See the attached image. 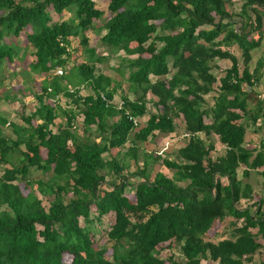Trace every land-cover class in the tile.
<instances>
[{"label": "trees", "instance_id": "1", "mask_svg": "<svg viewBox=\"0 0 264 264\" xmlns=\"http://www.w3.org/2000/svg\"><path fill=\"white\" fill-rule=\"evenodd\" d=\"M108 2L112 17L105 22L107 33L101 38L108 55L99 57L87 36L104 16L95 0H0V61L13 58L5 40L31 29L27 39L37 58L32 71L65 67L68 41L74 37L89 60L103 61L120 52L137 54L138 58L124 62L131 72V89L143 92L138 95L135 90L134 101L125 97L121 110L109 107L100 94L113 98L108 93L112 80L96 76L88 63L76 65L74 76L57 77L52 83L53 95L64 92L71 100L70 110L62 111L66 121L57 133L50 127L59 114L46 104L45 86L39 109L23 120L24 127L11 125L15 140L0 134L1 164L11 166L0 177V264H67V257L70 264H176L174 256L171 260L158 256L162 247L170 250L176 243L183 264H201L202 259L253 264L264 248V200L244 209L237 204L256 197L247 180L250 170L264 166V151L255 155L245 148L243 123L247 113L243 86L252 85L249 63L251 52L259 46L249 37L264 25V0ZM233 5H241L237 14L229 9ZM52 11L57 15L73 12L74 19L55 23ZM237 51L242 53L243 67ZM221 62H229L230 68L217 78ZM151 75L164 79L153 83ZM63 79L73 87L90 86L95 96L82 98L78 91L71 95ZM148 93L157 99V113L137 129L133 118L147 114ZM79 117L84 122L73 131L71 124ZM180 118L188 137L176 161L162 159L157 152L141 155L142 144L160 135L171 139ZM33 120L39 124L35 126ZM5 124L0 115V132ZM83 127L90 133L86 138L77 133ZM202 133L216 135L226 147L224 155L212 159L214 145L207 146ZM126 145L127 156L142 166L135 177L143 181L131 190L133 197L126 195L128 164L106 159L111 150ZM21 146L26 150L17 167L13 156ZM41 148L47 150L46 159ZM161 159L175 170L174 177L158 173L149 181L151 164ZM242 166L247 170L240 180ZM33 169L52 173L49 181H37L44 200L51 197L48 208L36 194L24 195L16 184L27 180ZM107 177H113L112 182ZM123 211H138L141 217L133 223ZM104 217L115 220L105 232L106 243L93 236ZM231 218L237 225L243 222L235 240L206 241L215 222Z\"/></svg>", "mask_w": 264, "mask_h": 264}, {"label": "crops", "instance_id": "2", "mask_svg": "<svg viewBox=\"0 0 264 264\" xmlns=\"http://www.w3.org/2000/svg\"><path fill=\"white\" fill-rule=\"evenodd\" d=\"M238 11H240V8H238ZM65 14H70V13L64 12L61 15L55 14L57 15V17L52 15L53 21L55 23H59L69 20L64 16ZM238 21L240 22V20ZM239 27H241V24H239L237 28ZM31 33L32 30L27 29L23 34L27 36ZM87 36H88V32H87ZM249 40H252L254 42H259V46L251 52L252 60L249 63V70L252 75L251 77L252 85L249 86L245 84L243 86V91L245 93L246 111H247L243 123L245 124L247 131L245 138V148H247L250 151H254L256 155V153L260 151H264V25L263 27H261L260 30L254 31L252 35L249 37ZM76 42L80 46L79 50L76 49V45H75ZM6 43L10 45L11 48L13 49V51L11 52V56H13V58L10 61L9 58L7 57L2 63H0V88H1L0 115L6 120V124L1 126L0 134H10L8 136H11L12 134L13 135L12 139L15 140V135L13 134L12 129H9L8 127H10L12 124H17L19 126L24 127V122L22 121L21 123V120L16 119L15 112L13 111V108L15 110L18 109V107H16L15 105L19 106L20 102H14V104H12L13 102L11 99L7 100V97L9 96V94H11L10 89H12V91L14 90V87L15 89L16 88L18 89V91H13L15 95L26 94L28 96V98H26L27 101H25L27 106L35 105V103H37L39 106V99H40L39 97L42 96V87L47 86V89L49 87H53L52 83L55 77L52 73V70L49 72L32 71L31 67L33 64L37 62V58L35 55L36 50H34L29 43L28 46L24 43H21L20 45L19 44L20 42L14 40L6 41ZM15 48H18V50H15ZM130 48L134 49L135 47H130ZM68 49L70 54L69 61L74 60V58L77 60V57H79V61L77 60L78 61L77 65L88 63L91 67L95 69L96 76L105 75L106 77H109L112 80V84L108 88V93L113 94V98L111 99L113 103H119L121 101H124L123 99L125 97L129 98L131 101H134L136 97V94H134L135 90L138 92V95L143 94L141 88L131 89L133 85L129 82V77L131 72L126 67V63L124 62L125 59L133 60L138 58L137 54H127L126 52H120L117 55H114L111 58H107L106 60L103 61L97 62L96 60H89L88 56L84 53V50L80 45V40L74 37L69 38ZM96 53L99 57H103V56L107 57L108 55L107 51L106 52L104 51L103 53H99V51H96ZM241 54H242L241 52L237 51V56L241 61L240 65H242L243 67L244 60L242 59ZM113 57H117V60H114ZM110 62L112 63V65H109ZM7 63H9L10 65L9 68L11 67V69H9L6 72L5 66ZM17 63L21 65V67L16 66L15 64ZM228 68H230L229 65L226 67V69ZM11 77H12V81L11 83L8 84L7 81L10 80ZM149 78L153 83H155L157 80L164 79V77H156L153 75H151ZM62 84L66 87V85L70 83L68 80L63 79ZM5 86L7 87L5 88ZM33 87H35V89H37L36 91H39V93L34 92ZM75 88H77L79 96H81L82 98L95 96L94 91L88 85L84 84ZM43 96H44V100L51 99L53 97L57 98V106L55 107V109L57 110L59 117L55 120L54 125L50 127V129L54 133H57L58 129L65 124L64 122L66 121V119L63 117L62 111L68 112L70 110V106L68 104L70 98L64 92H59L53 97H51L46 93ZM148 100L149 103L147 104V114L144 116L135 117V119L138 121V125H139L138 128L140 129L147 125V122L149 121L150 118V114L157 113L156 108L154 107V103L157 102L156 97L153 96L151 93H148ZM150 105H152V107H150ZM116 109L118 110V108ZM34 111L36 112L35 109ZM12 119L14 123H12ZM119 119L120 116L114 118V121H118ZM254 119H256V121H254ZM8 123H11V125L8 126ZM43 149L46 150L45 148H41V154L43 153L42 152ZM23 151L25 152V150ZM46 154H47V150H46ZM245 170H247L246 166H242L241 169L239 170L240 180L243 178V173ZM250 172H251L249 177L250 180L248 179L249 182L247 180V183H249L253 187L254 192L259 190L264 191V166L250 170ZM255 176L256 179L253 180V177ZM257 256L264 257V248H262L259 251ZM257 256H255V258ZM261 263H264V261H260L259 259L258 264Z\"/></svg>", "mask_w": 264, "mask_h": 264}, {"label": "rangeland", "instance_id": "3", "mask_svg": "<svg viewBox=\"0 0 264 264\" xmlns=\"http://www.w3.org/2000/svg\"><path fill=\"white\" fill-rule=\"evenodd\" d=\"M95 1H96L97 8L100 9L102 12H104V16L102 17L101 20L95 21L94 29H92L91 31L88 32V37L90 39V44L94 48H96V51H99V53H103L104 51L106 52V50L103 48V45L101 43V37H103L106 33V30L104 27L105 22L108 21L112 17V15L108 11V5H109L108 0H95ZM237 1H239V0H234V3L235 2L238 3ZM238 8H240L239 5L238 6L233 5V6H230L229 9L236 14L239 12ZM52 14H53V16L57 17V15H55V13H53V11H52ZM64 16L68 19H71V18L74 19V13L73 12L70 14H65ZM9 40L18 41V42H20L19 43L20 45H21V43H24L27 46L29 45L27 37L24 34H21V37H19V38L14 37V38L6 39L5 41H9ZM75 45H76V49L79 50L80 46L78 45L77 42ZM161 45H162L161 43H158L159 47ZM15 50H18V48H15ZM75 52H76V50H75ZM113 58H114V60H117V57H113ZM77 60L79 61V57H77ZM77 60L75 58H74V60H70V64L77 65L78 64ZM15 65L21 67V65H19L18 63ZM109 65H112V63L110 62ZM218 65H219L218 66L219 68L217 70V78H221V77H223L224 71H226L225 69L229 65V62H227V63L221 62ZM9 66H10L9 63H7L5 66L6 72L9 69H11V67L9 68ZM75 74H76V72L73 69L71 72L68 73V75L67 74L66 75L69 78V77L74 76ZM11 81H12V77L10 80L7 81V83L9 84V83H11ZM125 85H127V84H125ZM6 87L7 86H5V88ZM10 90H11L10 91L11 94H9V96L7 97V100L11 99L13 102L12 104H14V102H20L19 106L15 105L16 107H18V109L15 110L13 108V111L15 112L16 119L21 120V123H22V121L25 118H27V117L29 118L32 114H34V112H35L34 109L35 110L39 109V106L37 103H35V105L27 106L25 101H27L26 98H28V96L26 94H22V95L16 94L15 95L13 91H18V89L17 88L15 89V87H14L13 91H12V89H10ZM36 90L37 89H35V87H33V91L36 93H39V91H36ZM19 93H21V92H19ZM207 101L209 102V104L213 105V99L211 97H208ZM68 102H70V101H68ZM68 104H70V103H68ZM150 107H152V105H150ZM11 110H12V107H11ZM206 121L208 122V120H206ZM182 122H183L182 118L176 120V123L178 124L177 131H176L177 133L173 134V137L171 139L170 138L168 139V136L164 137V136L160 135V136H157V138L154 141L148 142L146 144H142L140 146V151L142 152L141 155H143L144 153L145 154L148 153L147 151L154 152V153L157 152L158 155H160V157L162 159H165L167 161H173V162L176 161L177 157H178V151L182 147H184V145L186 144L185 140H187L183 136L184 135V125L182 124ZM12 123H14L13 119H12ZM32 123L34 125L38 124L37 120H33ZM8 128L11 129V126ZM77 133L82 138L83 137L86 138L90 135V133L84 132V127L81 130H79ZM6 135H10V134H6ZM94 136L95 135H93V137ZM9 137H13V135L11 134V136H9ZM200 137L202 139H204L207 146H209L211 144L214 145L215 150L211 153L212 159H216L217 157L224 155V153L226 151V147H224L220 144L218 137L216 135H214L213 133L210 135H206V134L202 133V134H200ZM166 139H168V140H166ZM127 149L128 148L126 145L125 147H122L120 149L111 150L110 153H107V155L106 154L105 155H106L107 160L117 159V160H121L122 163L128 164V168L126 169L124 176L129 179L130 186H128V188L126 190V193H127L126 195L133 197V192H131V190L134 188V186H136L138 183L143 181V178L135 177L137 169L139 167H142V166L134 163L133 160L127 156ZM23 150H26L25 146L21 147L20 149L15 150V153L13 156V165L14 166L20 167V165L23 161L22 160L23 159L22 155L24 153ZM42 152H43L42 153L43 158L46 159L47 158L46 150L43 149ZM162 159L158 163L151 164V166L149 168V170H150L149 181H153L155 175L158 173H162L165 176H167L168 178L174 177L175 170L167 168L162 163L163 162ZM142 161H143V159L141 158V163H142ZM0 164H1V161H0ZM1 166L2 167H0V177L4 174V171L6 169L11 168L10 165L1 164ZM31 171L32 172H31L30 176L27 178V180L21 179L18 182L16 181V184H18L21 187L22 193L24 195H28L29 193L36 194L39 197V199H41L43 201L44 206L46 208H48L49 201L51 202V197H47V199L45 198V200H44L43 196L40 195V193L37 189V181L38 180H42L44 182L49 181L52 177V173L51 172L44 173V172H42L40 170H36V169H33ZM112 178L113 177H107L106 181L112 182V180H113ZM255 179H256V176L253 177V180H255ZM117 180H119V179H117ZM249 180H248V182H249ZM27 181L29 182V184L27 183ZM224 182L226 183V181H224ZM178 184L180 186H186L187 185L186 182H179ZM107 186L108 185H104V188H108ZM255 194H256V197H254L253 200H249V202L245 201V200L241 201L240 203L237 204V207L240 209H244V208L248 207L250 204H253V203L260 201V200H264V191L259 190V191H256ZM71 197H72V194H68V199H70ZM92 209H94V207ZM93 211H95V210H93ZM122 214L129 216L131 218V220L133 221V223H136L139 220V218L141 217V215L138 211L137 212L123 211ZM80 220H81V226L82 227L85 226L84 220L83 219H80ZM114 221H115L114 219L109 220L108 218L104 217L102 219V222L97 225V232H93L94 238L99 242L106 243L107 239H106L105 232L107 231L110 224L114 223ZM242 224H243L242 220L240 222H238L239 226H241ZM238 225H237L236 220L234 218L226 219L222 222L217 221V222H215L212 229L209 231L207 238H205V239H206V241L212 242V243H218V242H221L223 240H235V232L237 230ZM253 232H255V231H253ZM158 256L160 258L167 259V260H171V257L174 256L176 264H183L184 256L181 254L180 245H178L177 243H176L175 247L170 248V250L162 247L159 250ZM68 259H69V257H67L66 263L70 264L71 261ZM259 259H260V261H264V257L257 256L254 259L253 264H258ZM201 264H218V263L212 262L210 259H202Z\"/></svg>", "mask_w": 264, "mask_h": 264}, {"label": "built area", "instance_id": "4", "mask_svg": "<svg viewBox=\"0 0 264 264\" xmlns=\"http://www.w3.org/2000/svg\"><path fill=\"white\" fill-rule=\"evenodd\" d=\"M65 74H66V72H65L64 68H57L54 71V75L55 76H63ZM49 91H51V90H49ZM70 93H74V89H70ZM100 97L102 98L103 101H105L106 105L109 106V107H114L115 106L119 110H121L124 107V101H121L119 103H113L111 100H108L104 94H100ZM50 103H52L53 105L56 104L55 101H50ZM133 121H134L135 126L138 129V127H139L138 121L135 118H133ZM83 122H84V119L82 117L77 118V120L72 122V124H71L72 130L73 131H77L81 127ZM183 136H184V138L188 137V135H186L185 133H184ZM0 167H2L1 164H0Z\"/></svg>", "mask_w": 264, "mask_h": 264}, {"label": "clouds", "instance_id": "5", "mask_svg": "<svg viewBox=\"0 0 264 264\" xmlns=\"http://www.w3.org/2000/svg\"><path fill=\"white\" fill-rule=\"evenodd\" d=\"M27 37V36H26ZM11 38V37H10ZM9 38V39H10ZM16 38H18V37H16ZM28 40V39H27ZM29 43V42H28ZM7 44V43H6ZM30 44V43H29ZM8 45V44H7ZM8 46H10V45H8ZM62 46H63V44H62ZM32 47V46H31ZM67 50H68V52H69V49H68V46H67ZM6 59V58H5ZM4 59V60H5ZM3 60V61H4ZM3 61H0V63H2ZM75 65H72V64H70V61L67 63V66H65V67H56L55 69H57V68H64V70H65V72H66V74L68 75V73L69 72H71L72 70H73V67H74ZM55 69H53L52 70V73H53V75H54V71H55ZM63 75V76H55L54 75V77L55 78H57V77H59V78H63V77H67V75ZM66 88H67V90H68V92L70 93V89H74V93H70L71 95L72 94H75V92H77V88H75V87H73L72 85H70V84H67L66 85ZM49 90H51V91H49ZM46 94H48V95H50L51 97H53V96H55V95H53V88L52 87H49L48 89H47V92H46ZM101 94H103V93H101ZM50 101H55L56 102V104L55 105H53L52 103H50ZM69 101H71V100H69ZM45 102H46V104L47 105H49V106H51V107H53V108H55L56 106H57V98H55V97H53V98H51V99H47V100H45ZM68 103H70V102H68ZM33 115V114H32ZM38 122V121H37ZM38 124H39V122H38ZM37 124V125H38ZM11 125V123H8V126H10ZM37 125H35V126H37Z\"/></svg>", "mask_w": 264, "mask_h": 264}]
</instances>
